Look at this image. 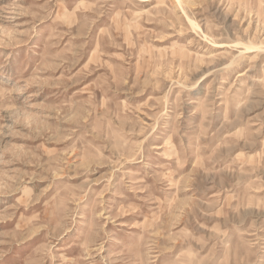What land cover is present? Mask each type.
<instances>
[{
    "label": "rangeland",
    "instance_id": "obj_1",
    "mask_svg": "<svg viewBox=\"0 0 264 264\" xmlns=\"http://www.w3.org/2000/svg\"><path fill=\"white\" fill-rule=\"evenodd\" d=\"M0 264H264V0H0Z\"/></svg>",
    "mask_w": 264,
    "mask_h": 264
}]
</instances>
